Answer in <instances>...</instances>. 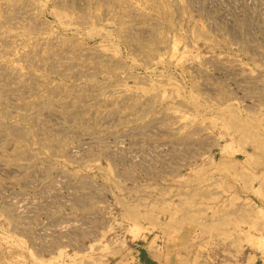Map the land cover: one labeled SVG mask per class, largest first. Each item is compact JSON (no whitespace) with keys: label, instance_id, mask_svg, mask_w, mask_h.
Returning a JSON list of instances; mask_svg holds the SVG:
<instances>
[{"label":"rangeland","instance_id":"1","mask_svg":"<svg viewBox=\"0 0 264 264\" xmlns=\"http://www.w3.org/2000/svg\"><path fill=\"white\" fill-rule=\"evenodd\" d=\"M224 155L258 191L264 0H0V264H114Z\"/></svg>","mask_w":264,"mask_h":264},{"label":"crops","instance_id":"2","mask_svg":"<svg viewBox=\"0 0 264 264\" xmlns=\"http://www.w3.org/2000/svg\"><path fill=\"white\" fill-rule=\"evenodd\" d=\"M221 161L227 171L202 175L211 186L195 209L152 192L147 219L114 264H264V174L256 191L252 168L237 173L231 155Z\"/></svg>","mask_w":264,"mask_h":264}]
</instances>
